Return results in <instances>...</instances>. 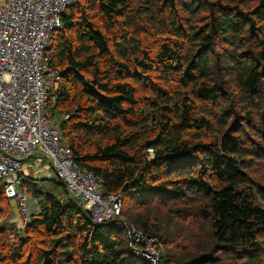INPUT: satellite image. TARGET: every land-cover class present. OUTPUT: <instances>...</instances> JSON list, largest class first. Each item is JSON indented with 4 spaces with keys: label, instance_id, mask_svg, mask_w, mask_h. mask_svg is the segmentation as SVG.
<instances>
[{
    "label": "trees",
    "instance_id": "obj_1",
    "mask_svg": "<svg viewBox=\"0 0 264 264\" xmlns=\"http://www.w3.org/2000/svg\"><path fill=\"white\" fill-rule=\"evenodd\" d=\"M48 50L75 161L131 204L97 223L57 177L65 201L33 186L42 212L0 227V264L150 263L124 220L162 264H264V0H77ZM157 198L165 220L131 211Z\"/></svg>",
    "mask_w": 264,
    "mask_h": 264
},
{
    "label": "built area",
    "instance_id": "obj_2",
    "mask_svg": "<svg viewBox=\"0 0 264 264\" xmlns=\"http://www.w3.org/2000/svg\"><path fill=\"white\" fill-rule=\"evenodd\" d=\"M77 0H0V187L15 199L22 227L40 214L37 198L21 187L24 160L39 151L97 223L120 216L122 197L107 194L103 179L82 168L64 137L61 122L51 106L60 72L50 64L52 34L61 27V17ZM64 114L62 120L68 119ZM128 246L140 258L162 264L163 247L158 238L124 220Z\"/></svg>",
    "mask_w": 264,
    "mask_h": 264
},
{
    "label": "rangeland",
    "instance_id": "obj_3",
    "mask_svg": "<svg viewBox=\"0 0 264 264\" xmlns=\"http://www.w3.org/2000/svg\"><path fill=\"white\" fill-rule=\"evenodd\" d=\"M45 53L50 55L51 50H48ZM62 116L63 115H61L60 117H56V116L55 117L57 120L62 121ZM38 153H39V151H37L36 154L31 155L30 157H26V159L24 160L25 165L30 164L29 168H30L31 173H32V174L25 173V175L27 177H31V179L27 178V180L28 179L29 180L28 181L25 180L24 191H26L30 195V197L35 199L37 197L35 196V194H33L32 189H33V186H36L38 188H41V190H43L45 192H50V193L56 194L62 201H65V195L67 194V192H66L64 186L62 184L56 182L57 179L55 177H57V176L54 175L53 169H51V175L49 177H46V176H48V174L44 170V160L39 159L40 156ZM46 165H47V163H46ZM35 166L37 169H41L40 170L41 172L38 171L36 173ZM252 173L255 176L260 177L261 180L264 181V168L263 169L261 168L258 171H254ZM34 181L38 184H36ZM142 200H143V198H142ZM5 202H6V205L4 206V209H3V213H2V217H1V221H0V227H5V228L9 229V224L13 223L16 227L24 230L27 226L22 227L21 211H20V207H19L18 203L16 202V200L15 199L8 200L5 198ZM162 202L163 201H160L159 198H157V204H155V205L149 206L148 204H145L143 206H139L142 204V201L138 202L135 200L136 205H134V207L131 209V211L134 214H139L143 217L153 216V217H158L160 221L165 220L162 217V214L166 210V208L170 206V204L164 205ZM122 203H123L122 208H124V210L126 209L127 205L130 206V204H131L130 201H125L124 198H122ZM186 223H184V224H186ZM166 224L170 226V223H166ZM184 228L187 229V227L185 225H184ZM192 231H193V229H190L188 231L187 235L191 236ZM171 234L173 236H176V232H173ZM163 251H165L164 246H163ZM129 256H132V255H129ZM145 260H147V259H145ZM137 264H143V261H138ZM148 264H152V263L150 262Z\"/></svg>",
    "mask_w": 264,
    "mask_h": 264
},
{
    "label": "crops",
    "instance_id": "obj_4",
    "mask_svg": "<svg viewBox=\"0 0 264 264\" xmlns=\"http://www.w3.org/2000/svg\"><path fill=\"white\" fill-rule=\"evenodd\" d=\"M39 154V153H38ZM39 156H40V154H39ZM39 159H41V160H44V170L47 172V174H48V176H46V177H49L50 175H51V167L50 166H48V164L46 165V161H45V159H43V157H41L40 156V158ZM46 162V163H45ZM28 165V164H27ZM30 166L28 165V166H26L25 167V173H28V174H32L31 173V170H30V168H29ZM41 169H37L36 168V166H35V171H36V173L39 171V172H41L40 171ZM29 176V175H28ZM32 176V175H31Z\"/></svg>",
    "mask_w": 264,
    "mask_h": 264
},
{
    "label": "bare ground",
    "instance_id": "obj_5",
    "mask_svg": "<svg viewBox=\"0 0 264 264\" xmlns=\"http://www.w3.org/2000/svg\"><path fill=\"white\" fill-rule=\"evenodd\" d=\"M133 226V225H132ZM133 227H135V226H133ZM136 228V227H135Z\"/></svg>",
    "mask_w": 264,
    "mask_h": 264
}]
</instances>
